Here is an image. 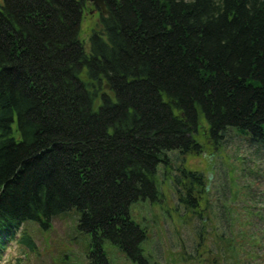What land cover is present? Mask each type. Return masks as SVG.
I'll return each instance as SVG.
<instances>
[{
  "label": "trees",
  "instance_id": "1",
  "mask_svg": "<svg viewBox=\"0 0 264 264\" xmlns=\"http://www.w3.org/2000/svg\"><path fill=\"white\" fill-rule=\"evenodd\" d=\"M104 2L86 52V0H0V251L75 209L92 262L105 240L143 262L129 208L159 197L170 152L200 154L199 135L219 151L234 128L264 151V0ZM178 174L199 216L207 180Z\"/></svg>",
  "mask_w": 264,
  "mask_h": 264
},
{
  "label": "rangeland",
  "instance_id": "2",
  "mask_svg": "<svg viewBox=\"0 0 264 264\" xmlns=\"http://www.w3.org/2000/svg\"><path fill=\"white\" fill-rule=\"evenodd\" d=\"M86 2L79 39L89 52V36L100 29L102 11ZM200 123L206 127L202 118ZM234 130L219 151L199 135L200 154H168L169 167L158 165L156 170L159 197L155 202L139 200L129 208L132 221L146 234L140 245L143 262L126 257L105 240L102 264L104 260L105 264H264V151L255 154V148ZM182 167L207 180L198 202L199 216L178 201L180 188L174 183ZM78 221L79 213L71 209L53 217L48 229L26 222L16 239L24 230L34 249L15 240L6 242L0 264H95L89 254L91 236L79 230Z\"/></svg>",
  "mask_w": 264,
  "mask_h": 264
},
{
  "label": "water",
  "instance_id": "3",
  "mask_svg": "<svg viewBox=\"0 0 264 264\" xmlns=\"http://www.w3.org/2000/svg\"><path fill=\"white\" fill-rule=\"evenodd\" d=\"M87 1H91V2H93L94 5H95L96 7H98V8L102 11L103 14H107V10H106V8H105L104 0H87ZM208 178H210V175H209Z\"/></svg>",
  "mask_w": 264,
  "mask_h": 264
}]
</instances>
